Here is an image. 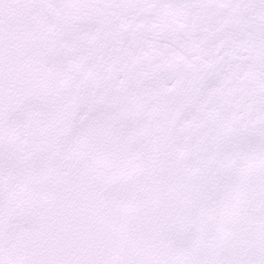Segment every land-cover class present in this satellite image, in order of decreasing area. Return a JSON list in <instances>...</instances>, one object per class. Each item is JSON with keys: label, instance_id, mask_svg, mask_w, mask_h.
I'll list each match as a JSON object with an SVG mask.
<instances>
[{"label": "snow or ice", "instance_id": "snow-or-ice-1", "mask_svg": "<svg viewBox=\"0 0 264 264\" xmlns=\"http://www.w3.org/2000/svg\"><path fill=\"white\" fill-rule=\"evenodd\" d=\"M0 264H264V0H0Z\"/></svg>", "mask_w": 264, "mask_h": 264}]
</instances>
